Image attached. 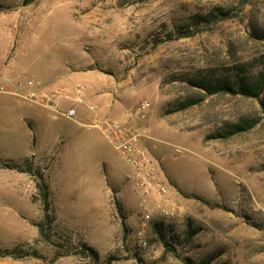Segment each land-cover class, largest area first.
I'll list each match as a JSON object with an SVG mask.
<instances>
[{
  "label": "rangeland",
  "instance_id": "obj_1",
  "mask_svg": "<svg viewBox=\"0 0 264 264\" xmlns=\"http://www.w3.org/2000/svg\"><path fill=\"white\" fill-rule=\"evenodd\" d=\"M29 79L74 116L24 98ZM0 85V248L18 255L0 264H264V0H0ZM142 100L137 147L174 207L151 196L145 223L95 126Z\"/></svg>",
  "mask_w": 264,
  "mask_h": 264
},
{
  "label": "built area",
  "instance_id": "obj_2",
  "mask_svg": "<svg viewBox=\"0 0 264 264\" xmlns=\"http://www.w3.org/2000/svg\"><path fill=\"white\" fill-rule=\"evenodd\" d=\"M25 85L31 89L33 87H41V84L34 82L33 80H27ZM0 91H5L3 85H0ZM57 91H37L30 90L24 98L41 104L55 112H58L65 117L72 118L75 114V109L69 108L66 111L58 109L57 104ZM149 103L145 100L139 101L133 108L132 113L136 115V118L132 117L129 124L123 125L117 121L110 122L105 120L100 126L95 125L105 133L106 137L115 145V147L124 156L126 163L130 167V174L133 192L139 198V211L141 221L143 223L152 219L154 208H151L148 204V199L151 196H155L160 199V203L155 204L156 209L160 215L165 218H170L174 215V207L167 206L164 203L168 202L167 198H164L166 187L164 183L155 176L151 166H147V160L143 158L145 153L143 150L137 147V137L139 133L136 132V119H143ZM139 236V243L145 245V240L141 236V231L137 232Z\"/></svg>",
  "mask_w": 264,
  "mask_h": 264
},
{
  "label": "trees",
  "instance_id": "obj_3",
  "mask_svg": "<svg viewBox=\"0 0 264 264\" xmlns=\"http://www.w3.org/2000/svg\"><path fill=\"white\" fill-rule=\"evenodd\" d=\"M32 1L33 0H22V4L26 5ZM214 87H215L214 90H209L210 93H212L213 91H218V90H224V91H228V92H232V93H235V91H236L232 86H226L225 84H221L220 86H214ZM260 88H261V83H260V86H258V88L256 90H252L251 88H240V91L244 95L254 96V95H257ZM234 127H235L234 129H239L240 125H236ZM240 129H242V128H240ZM2 167L10 168V169L16 168V166H14L10 163H4L2 165ZM19 171H22V170H19ZM36 187L40 190L42 189L41 195H42L43 203H44L43 206H44L45 210H47L49 204H48V198H47L48 197V191H47L46 184L36 183ZM45 217L50 219L49 214L47 212L45 213ZM155 227L158 229L157 224H155ZM157 231H160V230H157ZM40 233H42L41 228H40ZM0 256H10V257H14V258L18 257V255L16 254V248H4V249L0 248ZM186 264H190L189 260H186Z\"/></svg>",
  "mask_w": 264,
  "mask_h": 264
},
{
  "label": "crops",
  "instance_id": "obj_4",
  "mask_svg": "<svg viewBox=\"0 0 264 264\" xmlns=\"http://www.w3.org/2000/svg\"><path fill=\"white\" fill-rule=\"evenodd\" d=\"M41 88L43 89V87H40L39 88V90L38 91H40L41 90ZM28 101H30V100H28ZM30 102H33V103H35V104H38V103H36V102H34V101H30ZM38 105H41V104H38ZM43 106V105H42ZM45 107V106H44ZM126 162V161H125ZM129 166V165H128ZM130 168V167H129ZM141 219V218H140ZM3 264V263H2Z\"/></svg>",
  "mask_w": 264,
  "mask_h": 264
}]
</instances>
